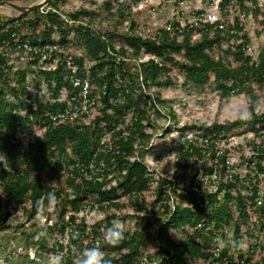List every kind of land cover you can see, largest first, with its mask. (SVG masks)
Masks as SVG:
<instances>
[{"label":"trees","instance_id":"16d2710c","mask_svg":"<svg viewBox=\"0 0 264 264\" xmlns=\"http://www.w3.org/2000/svg\"><path fill=\"white\" fill-rule=\"evenodd\" d=\"M64 1L48 0L41 10L15 16L0 14V227L8 228V221L16 220L15 214L24 209L26 217L15 224L14 234L19 230L28 246L65 253L64 264H74L75 257L64 245L66 233L73 230L80 233L74 241L80 249L99 247L111 264H143L155 223L156 236L168 244L163 252H155L159 264H264V110H256L247 122L193 123V136L181 132L171 148L183 182L180 188L172 187L179 199L171 206L167 190L171 186L166 185L171 181L152 178L137 152L151 136L144 130L152 99L148 89L175 85L174 69L182 73L181 84L186 87L211 82L222 99L243 91L253 102L258 100L253 84L264 83V38L254 56L244 19L240 13L232 16L230 9L253 15L260 33L261 5L257 0H218L216 19L183 25L172 18L167 27L150 35L134 30L137 23L124 12L130 9L125 0L115 1L120 17L129 19L127 31L120 29V17L109 25L97 24L99 11L89 7L64 13L59 10ZM113 1L104 0L103 7L111 9ZM29 12L35 15L28 17ZM195 30L200 36L192 40ZM70 40L83 53L57 50ZM13 51L25 54L26 63L15 65L9 59ZM71 65L75 76L87 79L98 100L84 119L62 116L68 108L67 95L82 88L71 82ZM240 128L252 137L246 142L250 154H240L246 161L239 168L230 164L233 146L226 143ZM192 164L201 169V178L185 179ZM57 173L63 174V185L49 186L46 178ZM204 179L213 186L203 185ZM152 180L156 181L152 201L160 202L166 218L150 209L138 216L133 228H126L118 245H107L104 236L95 241L102 221L90 230L85 220L77 221L76 214L85 206L105 211L121 206V195L134 196L133 202L145 208L138 195L149 189ZM48 192H54L58 201L54 218L50 213L45 218V227L55 234L50 246L34 222L28 229L22 227L36 215L37 199L47 203ZM114 216L105 214L104 229L112 226ZM173 229L183 235L176 239ZM233 240L242 243L225 246ZM147 256L148 261L154 257Z\"/></svg>","mask_w":264,"mask_h":264},{"label":"rangeland","instance_id":"374dc122","mask_svg":"<svg viewBox=\"0 0 264 264\" xmlns=\"http://www.w3.org/2000/svg\"><path fill=\"white\" fill-rule=\"evenodd\" d=\"M20 4H30L35 0H13ZM126 5H130V9L125 8L124 12L128 17L133 18L137 23V27L134 30L141 31L145 34L152 35L158 27H167V20L172 18L178 19L183 25L187 22H191L195 17L201 15L202 18H209L206 20H214L218 16V0H125ZM104 0H65L60 2L59 10L66 12L67 10L78 9L81 7H89L99 11V16L96 19L97 24H110L114 23L120 15L116 11V1H113V7L111 9H105L103 7ZM258 4L261 5L264 10V0H257ZM42 9V8H41ZM40 9V10H41ZM203 10L197 12V10ZM19 13L18 10L11 8L10 6H0V14L7 16H15ZM240 13L241 18L246 23L247 32L250 36L249 51L256 56L259 50V45L264 38V31H257L260 27V23L256 21L251 14H243L238 10L231 8L230 14L232 16ZM213 14V15H212ZM35 13L29 12L28 17H33ZM260 16V15H259ZM120 21V29L128 30V18L118 19ZM204 20V19H202ZM190 24V23H189ZM195 24V23H193ZM28 31V29H25ZM200 36V32L195 30L191 39L196 40ZM116 43H121L119 39L115 40ZM60 52H69L70 55L83 53V50L77 43L71 40L62 47H57ZM218 52L221 49L217 50ZM179 56L178 53H176ZM141 56L147 57V54L142 53ZM27 56L23 53L13 51L9 59L13 60L15 65H23L26 63ZM71 68H75V65H71ZM172 73L177 78V83L170 86H150L148 92L150 93L151 100L148 102V113L149 120H144V130L151 134L150 138L143 142V145L138 148L137 152L143 157L147 163L150 175L155 180L159 177L169 179L171 184L166 183L169 191L170 206L176 199L172 192V187L180 188L182 184L181 175L182 172L178 170L175 165L176 155L172 150V146L175 140H178L179 135L182 133L186 136H193L195 129L191 124L193 123H210L213 120H225L231 119L228 115L229 109L235 105L243 104L249 98L245 92L232 95L228 98H220L219 91L215 84L208 82L206 84H194L186 87L181 84L183 75L180 71L173 70ZM254 89L258 94V100H264V83H254ZM48 95V93H46ZM97 98V97H96ZM153 102L154 106H151ZM98 100L96 101V104ZM261 111L264 109H256ZM92 114V113H91ZM90 114V115H91ZM126 120L130 121V114H127ZM182 132V133H181ZM238 133L229 137V141L226 143L227 146H233L229 155L230 164L237 165V167H244L243 164L246 160H243L240 154L249 156L250 149L246 142L252 137V133L243 128H240ZM196 164L190 165L187 169L188 174L184 177L188 179L190 176H196L201 178L202 171ZM178 176L176 179L174 176ZM152 180L149 189L144 191L143 194L138 195V199L141 200L145 208H139L136 203L133 202L134 196L121 195L118 200L122 202L119 207H110L108 210L97 208L96 206L90 207L85 206L76 214L77 221L85 220L86 229L90 230L92 224L102 221L101 234L95 237V241L104 236V216L108 213H114L115 216L111 219L112 224L117 220H122L126 228H133L138 216L144 217L148 211L153 210L156 216L166 218L165 213H161L163 206L160 202H153L155 198L156 181ZM46 183H53L55 187L63 185V174L57 173L56 175L46 178ZM203 185L212 187L213 185L204 179ZM54 211H51L49 216L54 218ZM16 220H9V227H0V264L6 261V264H44L47 257L52 254L43 249H39L35 245L28 246V244L20 237L19 230L14 234L15 224L22 222L26 213L24 209H20L16 214ZM45 218H40L36 215L33 216L31 221L25 222L22 225L23 228L28 229L31 222H34V227H38V232L45 227ZM157 219V217H155ZM155 223L151 227L153 238L150 241L148 247L144 250V258L142 259L143 264H159V257H156L155 252L157 250L163 252L166 244L163 240L156 236ZM57 228V226H56ZM56 228L54 229L56 231ZM47 229V228H46ZM173 236L177 239L183 235L178 229H173ZM227 234L230 236L232 228H226ZM44 237V244L50 246L54 240L55 234L49 232L47 229ZM264 238V237H263ZM264 240V239H263ZM86 242V241H85ZM264 243V241H263ZM147 255L154 256L151 261ZM74 264H76V257L74 258ZM189 264H194L191 261ZM199 264H209L207 262H201Z\"/></svg>","mask_w":264,"mask_h":264},{"label":"clouds","instance_id":"9594fccd","mask_svg":"<svg viewBox=\"0 0 264 264\" xmlns=\"http://www.w3.org/2000/svg\"><path fill=\"white\" fill-rule=\"evenodd\" d=\"M232 95H235L233 93ZM256 109H264V100H257L255 102L249 97L245 103L235 105L233 108L229 109L228 115L233 121L247 122L250 121L256 114ZM55 184V182L51 183ZM47 203L37 199L34 203V208L38 217H46L48 213L54 211L57 204V197L54 192H48L44 198ZM47 229L42 228L38 232L39 236H44ZM126 232V225L122 220L115 221L111 227H107L104 232V241L107 245L116 246L124 238ZM80 239V233L76 230L66 233L64 237V245L68 252L72 256L76 257V264H111V260L106 257L105 252L99 247H90L80 249L74 241ZM242 241H231L230 244L226 243L225 246H230L232 248L240 246ZM65 253L55 252L50 254L44 264H64Z\"/></svg>","mask_w":264,"mask_h":264},{"label":"built area","instance_id":"2783aa9c","mask_svg":"<svg viewBox=\"0 0 264 264\" xmlns=\"http://www.w3.org/2000/svg\"><path fill=\"white\" fill-rule=\"evenodd\" d=\"M203 15V13H201ZM201 15L195 17L196 19H193L190 24L197 23L199 20H206L209 18H202ZM213 15V14H212ZM71 82L73 86L82 85V88L77 93H70L67 95V103L68 108L66 111L62 114L63 118L66 119H75V118H86L87 115H90L92 110L94 109V106L96 105L97 98L95 95L91 94L90 92V85L87 79L81 80L78 76H75L73 74L75 68H71ZM63 93V91H61Z\"/></svg>","mask_w":264,"mask_h":264},{"label":"water","instance_id":"95a60500","mask_svg":"<svg viewBox=\"0 0 264 264\" xmlns=\"http://www.w3.org/2000/svg\"><path fill=\"white\" fill-rule=\"evenodd\" d=\"M48 3V0H35L30 4H20L13 0H0V6H10L19 12H26L33 9H41Z\"/></svg>","mask_w":264,"mask_h":264}]
</instances>
